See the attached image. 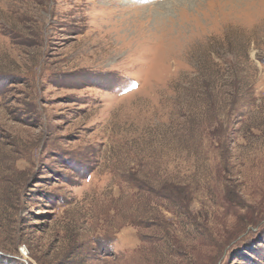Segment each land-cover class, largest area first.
<instances>
[{"label": "rangeland", "instance_id": "obj_1", "mask_svg": "<svg viewBox=\"0 0 264 264\" xmlns=\"http://www.w3.org/2000/svg\"><path fill=\"white\" fill-rule=\"evenodd\" d=\"M0 264H264V0H0Z\"/></svg>", "mask_w": 264, "mask_h": 264}, {"label": "snow or ice", "instance_id": "obj_2", "mask_svg": "<svg viewBox=\"0 0 264 264\" xmlns=\"http://www.w3.org/2000/svg\"><path fill=\"white\" fill-rule=\"evenodd\" d=\"M126 87H128L129 90L132 91V90H136L139 87V84L131 83L130 85H126Z\"/></svg>", "mask_w": 264, "mask_h": 264}, {"label": "bare ground", "instance_id": "obj_3", "mask_svg": "<svg viewBox=\"0 0 264 264\" xmlns=\"http://www.w3.org/2000/svg\"><path fill=\"white\" fill-rule=\"evenodd\" d=\"M142 50H143V49H142ZM134 51H135V50H134ZM143 51H144V50H143ZM136 52H137V51H136ZM116 53H117V52H116ZM130 53H131V52H130ZM143 54H144V53H143ZM114 56H115V55H114ZM99 57H100V56H99ZM121 57H122V56H121ZM101 58H102V57H101ZM103 58H104V57H103ZM134 58H135V57H134ZM136 59H137V58H136ZM139 59H141V58H139ZM120 60H121V58H120ZM132 60H133V59H132ZM94 62H95V61H94ZM96 62H97V61H96ZM96 62H95V63H96ZM107 62H108V61H107ZM77 63H78V62H77ZM77 63H76V64H77ZM99 63H100V61H99ZM105 64H106V63H105ZM111 64H112V63H111ZM120 64H122V63H120ZM102 67H103V65H102Z\"/></svg>", "mask_w": 264, "mask_h": 264}, {"label": "built area", "instance_id": "obj_4", "mask_svg": "<svg viewBox=\"0 0 264 264\" xmlns=\"http://www.w3.org/2000/svg\"><path fill=\"white\" fill-rule=\"evenodd\" d=\"M24 252V250H22V253ZM27 257V255H25Z\"/></svg>", "mask_w": 264, "mask_h": 264}]
</instances>
